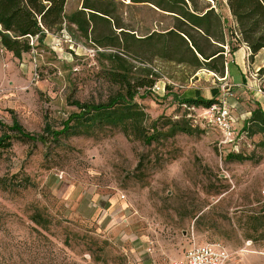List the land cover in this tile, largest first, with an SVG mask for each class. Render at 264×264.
I'll list each match as a JSON object with an SVG mask.
<instances>
[{
  "label": "rangeland",
  "instance_id": "obj_1",
  "mask_svg": "<svg viewBox=\"0 0 264 264\" xmlns=\"http://www.w3.org/2000/svg\"><path fill=\"white\" fill-rule=\"evenodd\" d=\"M218 2L230 23L224 0ZM80 3L65 0V12ZM118 13L134 35L171 23L151 5L128 0ZM100 51L122 53L64 29L47 32L20 58L0 48V135L13 119L35 137L46 124L60 130L78 112L73 102L105 100L114 87L103 77ZM240 63L244 86L234 85L235 77L216 78L205 70L190 76L182 66L154 61L162 75L159 89L136 103L150 121L193 120L202 130L196 135L177 133L149 146L112 129L45 143L12 139L0 154V179L8 183L5 188L0 182V264H176L189 247L212 242L229 251L227 264H264L261 136L229 143L200 110L189 114L179 106L184 98H216L240 130L254 83L264 94L258 63L248 55ZM234 145L251 160L226 162ZM100 199L103 212L78 211L81 202ZM35 213L42 215L40 226L31 221Z\"/></svg>",
  "mask_w": 264,
  "mask_h": 264
},
{
  "label": "trees",
  "instance_id": "obj_2",
  "mask_svg": "<svg viewBox=\"0 0 264 264\" xmlns=\"http://www.w3.org/2000/svg\"><path fill=\"white\" fill-rule=\"evenodd\" d=\"M128 1L151 5L169 15L170 25L134 35L118 13L123 0H81L80 6L70 13L65 12V0H0V48L17 58L40 46L47 32L63 29L71 35L78 32L96 47L122 50V53L99 52L106 60L102 65L103 77L114 87L105 100L73 102L78 112L69 114L60 130L46 124L37 137L25 132L13 119L11 126H1L5 130L0 135V154L11 148L14 138L45 143L48 138L59 141L61 136L93 137L104 129L117 130L127 139L141 141L147 146L177 133L196 135L202 130L193 120L183 117L180 121H150L148 114L136 103L135 98L144 97L162 76L156 71L154 61L182 66V71L190 76L205 70L213 72L216 78H225L229 55L240 44L247 46L249 60L264 51V0H224L231 16L230 23L219 11L218 0ZM125 55L138 63L131 62ZM256 73L259 88L264 92V63ZM140 91L143 92L141 96ZM218 103L216 98L196 97L180 100L179 106L190 114ZM255 135L261 136L256 147L264 150V112L257 105L244 120L237 138L245 140ZM224 159L244 162L251 157L241 149L230 150ZM0 182L7 187L6 179ZM40 219L42 215L35 213L31 221L40 226Z\"/></svg>",
  "mask_w": 264,
  "mask_h": 264
},
{
  "label": "built area",
  "instance_id": "obj_3",
  "mask_svg": "<svg viewBox=\"0 0 264 264\" xmlns=\"http://www.w3.org/2000/svg\"><path fill=\"white\" fill-rule=\"evenodd\" d=\"M153 88L159 89V86L155 84ZM187 109L193 110L192 108ZM201 112L210 123L218 128L229 143H234L238 131L234 128L230 111L225 105L213 104ZM234 146L237 151L236 145ZM230 260L229 251L221 243L212 242L189 247L183 255V260L176 264H226Z\"/></svg>",
  "mask_w": 264,
  "mask_h": 264
},
{
  "label": "crops",
  "instance_id": "obj_4",
  "mask_svg": "<svg viewBox=\"0 0 264 264\" xmlns=\"http://www.w3.org/2000/svg\"><path fill=\"white\" fill-rule=\"evenodd\" d=\"M231 17V16H230ZM1 50H4V51H7L5 49H1ZM248 55V49H247V46L245 44H240L238 46V48L231 54L229 55V61L227 63V67H226V74H225V78L227 77H235L234 80H235V83L234 85L236 86H244V81H243V78L246 77V75H244V69L242 68V65L240 62L243 63V58ZM235 58V59H234ZM238 60V59H242L239 61H235V60ZM251 64H254V63H258L255 70H258V68H260L263 63H264V51L261 50L259 51L254 57L253 59L251 60ZM209 73H212L214 76H216L213 72H209ZM258 80V78L256 79ZM255 87H257V84L254 83ZM253 85V86H254ZM255 87L253 89H251V109L247 110L244 115H245V120L247 118H249L250 116V113L251 111H253L255 108H256V105L259 106V108L262 110V112H264V94H258L256 92V89ZM259 88V87H258ZM260 89V88H259ZM237 91L239 93H242L240 92V89L238 88ZM97 202V201H96ZM94 202L93 204L91 203H87L85 204V202H81L79 205H78V211L85 215H87L88 213L89 214H93L94 212H96L97 210H101L103 212V210H105L106 208L103 207V202H105L103 199H100L99 202ZM183 258L180 260L182 261ZM178 261V262H180ZM227 264V263H226Z\"/></svg>",
  "mask_w": 264,
  "mask_h": 264
}]
</instances>
